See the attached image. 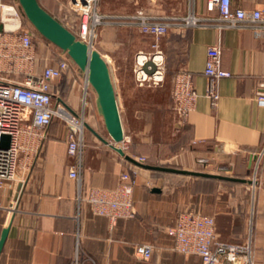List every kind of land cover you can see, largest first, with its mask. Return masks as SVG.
Listing matches in <instances>:
<instances>
[{
  "label": "crops",
  "instance_id": "obj_1",
  "mask_svg": "<svg viewBox=\"0 0 264 264\" xmlns=\"http://www.w3.org/2000/svg\"><path fill=\"white\" fill-rule=\"evenodd\" d=\"M38 1L59 21L62 12L56 0ZM161 1L138 0L123 7L112 4L120 13L102 2L99 10L112 15H127L139 9L154 15L166 14ZM232 7L264 10V0H232ZM197 11L204 13V0H197ZM167 13L176 14L174 8ZM135 41H140L137 45L145 50H151L155 43L161 51L165 67L163 86L136 85L133 56L125 53V48L136 45ZM211 45L220 46L222 69L231 74L219 81L220 98L215 105L204 96L203 69L206 50ZM95 50L110 69L121 117L124 139L116 146L124 148L126 154L144 157L147 164H169L214 175L231 172L230 177L247 182L233 188L217 179L153 174L133 166L96 137L98 134L109 140L88 87L82 188L113 189L120 173L135 171V216L118 219L111 225L106 218L93 215L87 203H77V185L69 177L76 158L67 155L66 126L53 120L38 147L21 155L14 178L4 180L0 187V236L8 229L0 264H72L76 253L78 264H200L196 256L175 253L174 239L166 229L174 224L181 210L190 209L214 218L220 240H239L247 226L245 223L242 229L234 222V218L247 220L243 211L246 204L240 201L238 193L242 187L247 190L244 193L254 195L251 204L255 216L250 232L255 249L254 242L264 237V108L254 100L258 86L264 82V30L218 29L213 25L173 27L154 40L133 27L108 25L96 29ZM42 53H37L34 77L40 76L46 65H53L62 57L67 59L69 71L51 82L50 90L54 102L79 112L86 84L84 74L60 50L55 60H48ZM181 68L191 73L197 98L187 121L179 128L170 91L172 76ZM168 149L169 155L155 158L157 152L161 155ZM196 162L205 164L204 171L197 169ZM218 164H227L229 171H218ZM250 177L258 181L254 190L249 186ZM219 216H224L225 225L219 222ZM138 245L152 246L149 261L135 258L133 250Z\"/></svg>",
  "mask_w": 264,
  "mask_h": 264
},
{
  "label": "built area",
  "instance_id": "obj_2",
  "mask_svg": "<svg viewBox=\"0 0 264 264\" xmlns=\"http://www.w3.org/2000/svg\"><path fill=\"white\" fill-rule=\"evenodd\" d=\"M56 1L62 12L61 24L92 49H95L96 29L108 25L133 27L154 40L165 36L173 27L213 25L218 29L264 30V10L233 8L232 0H204L203 14L197 11V0H183L184 14L160 15L141 9L127 15L102 14L100 0ZM151 50V53L139 51L134 57L132 73L138 87L154 88L164 82L163 55L155 43ZM35 60L33 34L24 27L17 0H0V187L4 180L14 178L24 151L33 152L45 138L51 122L59 120L67 128V155L76 158L69 177L77 185V203H87L93 215L106 218L111 225L118 219L134 218L135 171L120 173L113 189L82 188L81 156L85 147L88 85L85 84L83 90L80 111L74 112L64 103L54 102L50 90L51 82L69 71L67 59L62 57L53 65H46L38 77L33 75ZM203 75L204 96L215 105L220 98L219 81L231 75L222 69L219 45L207 48ZM170 95L175 124L180 128L194 109L197 98L190 72L181 68L172 76ZM254 100L264 108V82L258 86ZM3 136H9L7 148L1 146ZM133 158L146 162L141 156ZM250 184L254 187L255 177ZM166 233L173 237L176 253L196 256L200 264H253L251 235L242 242L222 241L216 234L214 218L198 211L181 210ZM152 252L151 245H138L133 250L135 258L141 261H149ZM72 264H78L77 253Z\"/></svg>",
  "mask_w": 264,
  "mask_h": 264
},
{
  "label": "water",
  "instance_id": "obj_3",
  "mask_svg": "<svg viewBox=\"0 0 264 264\" xmlns=\"http://www.w3.org/2000/svg\"><path fill=\"white\" fill-rule=\"evenodd\" d=\"M18 6L26 21L46 41L57 47L84 74L86 84L94 94V107L101 118L109 140L96 134L106 146L117 153L128 163L137 168L159 171L176 175L202 177L231 182H247L245 179L214 175L205 172L187 171L183 169L150 165L138 162L125 151L116 146L123 142L124 132L114 91L112 77L107 62L100 53L92 49L85 42L76 38L61 22L44 10L37 0H17ZM9 136H3L1 146L8 147ZM250 183V182H249ZM157 191V190H154ZM8 229H4L0 236V253L7 236Z\"/></svg>",
  "mask_w": 264,
  "mask_h": 264
},
{
  "label": "rangeland",
  "instance_id": "obj_4",
  "mask_svg": "<svg viewBox=\"0 0 264 264\" xmlns=\"http://www.w3.org/2000/svg\"><path fill=\"white\" fill-rule=\"evenodd\" d=\"M137 1L138 0H100L99 1V7H100V5H102V2H104V3L106 2L107 4H105V7H107L108 9H111L110 7H112L113 9L115 8V12L116 13H120L119 12V9L117 8V6L115 7V5H120L121 7L126 6V5L127 6H132ZM161 2H163L164 3V6H166V14H168L167 11H170L173 8H174L176 14H184L185 13L186 8H185V2L183 0H162ZM112 4H115V5L111 6ZM65 14H67L68 16H72L71 14L66 13V12H65ZM58 19H59V22H60L61 19H62V15L59 16ZM24 27H25V29L31 31L32 34H33V41H34V44H35V50H37V51L39 49L43 50L44 54H46L48 56V59L49 60H55L58 57V51H59V49L57 47H55L54 45H52L51 43H49L48 41H46L43 37H41L32 28V26L26 21L25 18H24ZM134 37H137V36L135 35ZM138 42H140V41H137V42L135 41V43H136L135 46L132 45L130 47L125 48L126 49L125 50L126 55L129 56V55L132 54L133 61H134V57H135L136 53L139 52V51H142V52H145V53H151L152 52V50H145L142 45L138 46L137 45ZM135 49H138V50L135 51ZM125 53H124V55H125ZM132 75H133V73H132ZM164 84H165V78H164V82H163V84L161 86H163ZM100 120H101V118H100ZM100 122L102 123V120ZM165 129H166V125H165ZM163 132H164V134L167 133L164 130H163ZM165 149H167V148H165ZM170 153H173V152L170 151ZM167 155H169V149H168V151L162 152L161 155L157 152V155L155 156V158H159L160 156L163 158V157H166ZM129 156L136 157V155L135 156L129 155ZM20 159H21V157H20ZM262 159L264 161V154L262 156ZM196 163H197V166H198L197 169H200V171H204L203 166L205 164L203 162H196ZM166 165H169V164H166ZM217 170L218 171L220 170L222 172L229 171V169L227 167V164H218ZM223 175L230 176L232 174H231V172H229L228 174H223ZM188 178L189 177H182L183 180L188 179ZM253 178L254 177H250L249 180L252 181ZM255 180H256V178H255ZM257 182L258 181H256V184H254V187L257 186ZM236 186H238V185H232L233 188H237ZM249 186H252V185L250 184ZM254 187L252 186L253 190H254ZM245 191L247 192V190H245L242 187L241 191L238 192L239 193V196L241 197V200L240 201H244V204H246L244 206V210L243 211L246 212V215H247L246 216V219L247 220L244 222V225L246 223L247 226H246V233L243 235V240H245L247 237H249V235H251L250 229H253L252 227H253L254 216H255L254 215L255 211H254V208H253V206L251 204L253 202L254 195L253 194L250 195V193H244ZM253 193H254V191H253ZM219 222L220 223L223 222L224 225L226 224L225 223L224 216H219ZM234 222H235V224L239 225L240 224L239 223L240 222V219L234 218ZM255 244H256L255 249H254V246L252 247L253 264H264V237L261 238V241L260 242H254L253 245H255Z\"/></svg>",
  "mask_w": 264,
  "mask_h": 264
},
{
  "label": "trees",
  "instance_id": "obj_5",
  "mask_svg": "<svg viewBox=\"0 0 264 264\" xmlns=\"http://www.w3.org/2000/svg\"><path fill=\"white\" fill-rule=\"evenodd\" d=\"M38 1V0H37ZM38 3H39V1H38ZM41 6V5H40ZM42 7V6H41ZM43 8V7H42ZM44 9V8H43ZM45 10V9H44ZM50 14V13H49ZM50 15H52V14H50ZM53 16V15H52ZM54 17V16H53ZM55 18V17H54ZM36 51V59H38L37 58V53H39V54H41V55H43V53H42V51L43 50H41V49H39L38 51L37 50H35ZM40 55V56H41ZM58 58V57H57ZM49 60V59H48ZM36 62V61H35ZM145 164H147V163H145ZM151 165V164H150ZM166 167H173V168H175L174 166H171V165H165ZM152 173L153 174H166V173H163V172H159V171H152ZM194 178H202V177H194ZM208 179V178H207ZM210 179V178H209ZM222 182H224V183H227V184H229V185H239V184H246V182L245 183H240V182H231V181H222ZM244 220H243V217H241V219H240V224L239 225H237L238 227H241L242 229H243V227H244ZM216 225V224H215ZM215 230H216V226H215ZM238 232V231H237ZM236 232V233H237ZM239 233V232H238ZM234 238L236 239H238V235L237 234H234ZM243 240V237H241V238H239V240H237V241H235V242H241ZM176 253V252H175ZM178 254V253H177ZM180 255V254H179ZM181 256H183V255H181ZM183 257H186V256H183ZM189 257V256H188Z\"/></svg>",
  "mask_w": 264,
  "mask_h": 264
}]
</instances>
